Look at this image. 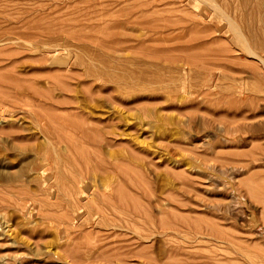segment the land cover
<instances>
[{
  "label": "rangeland",
  "instance_id": "1",
  "mask_svg": "<svg viewBox=\"0 0 264 264\" xmlns=\"http://www.w3.org/2000/svg\"><path fill=\"white\" fill-rule=\"evenodd\" d=\"M192 3L0 0V264H264L262 65Z\"/></svg>",
  "mask_w": 264,
  "mask_h": 264
},
{
  "label": "bare ground",
  "instance_id": "2",
  "mask_svg": "<svg viewBox=\"0 0 264 264\" xmlns=\"http://www.w3.org/2000/svg\"><path fill=\"white\" fill-rule=\"evenodd\" d=\"M186 2H187V0H185ZM264 1V0H263ZM157 2H158V0H157ZM193 2H194V6L192 5V7L190 6L191 4H189V5H185V6H187V8H188V6L189 7H191V8H193V7H195L194 9L195 10H202V4L203 3H206V2H209V4H207V6H209V5H211V7L213 8V10H214V12H212V13H215V15H216V20L218 21V26H219V28L220 29H223V28H225L226 30H225V32L227 33L226 35H229V33H230V36H231V34H232V37H230L229 36V38H228V40L226 39V42L228 43V45H230L231 43L232 44H234V42L237 44L238 42L240 43V45L238 44V46L240 47L241 46V44H242V46H243V48L250 54V55H252L257 61H259V63L262 65V67H261V81L263 82V85H264V56L263 55H261V54H259L257 51H256V49H254L253 48V46L251 47L247 42V40H246V38H245V35L242 33V31H240L239 29L240 28H238L239 27V25L238 24H236L237 22L234 20V18L230 15V13H227L226 12V10L225 9H223V8H221L219 5H218V3H215V1L214 0H193ZM180 3V2H179ZM184 3V2H183ZM181 4V3H180ZM185 4H187V3H185ZM262 4H263V2H262ZM182 6H183V4H182ZM184 6V7H185ZM131 7V6H130ZM210 7V6H209ZM263 7H264V5H263ZM154 8V7H153ZM186 8V7H185ZM204 8V7H203ZM193 9V10H194ZM206 8H204V10H205ZM144 10V9H143ZM206 10H208V9H206ZM205 10V11H206ZM151 11V10H150ZM205 11H204V13H205ZM181 12V11H180ZM184 12V11H183ZM201 12H203V11H201ZM208 12V11H207ZM132 14V13H131ZM208 14V13H207ZM198 15H200V14H198ZM202 15H204V14H202ZM206 15V14H205ZM209 15V14H208ZM213 15V14H212ZM212 15H210V16H212ZM262 16V15H261ZM260 16V17H261ZM132 17V16H131ZM147 17V16H146ZM200 17V16H199ZM128 18V17H127ZM202 18V17H201ZM205 18V17H204ZM209 18V17H208ZM213 18H215L214 17V15H213ZM218 18V19H217ZM150 19V18H149ZM213 20V19H212ZM157 21V20H156ZM202 21V20H201ZM204 21H205V19H204ZM203 21V22H204ZM210 21V20H209ZM263 21V20H262ZM134 22V21H133ZM131 23V22H130ZM149 23V22H148ZM204 23H206V21L204 22ZM213 23V22H212ZM215 23V22H214ZM142 25V24H141ZM238 25V26H237ZM204 26V25H203ZM151 27V26H150ZM153 27V26H152ZM201 27H202V25H201ZM213 27V26H212ZM199 28V27H198ZM198 28H197V30H198ZM207 28V27H206ZM200 29V28H199ZM215 29V28H214ZM194 30V29H193ZM202 30V29H201ZM201 30H199V31H201ZM205 30V29H204ZM210 30H212V29H210ZM209 31V30H208ZM216 31H217V29H216ZM198 32V31H197ZM210 32V31H209ZM219 32V31H218ZM225 32H223V33H225ZM202 33V32H201ZM205 33V32H204ZM220 34V33H219ZM205 35H206V33H205ZM204 36V35H203ZM212 37V36H211ZM221 37V36H220ZM223 37V36H222ZM209 38V37H208ZM207 38V39H208ZM218 38V37H217ZM210 39H212V38H210ZM189 40V39H188ZM203 40V39H202ZM218 41V40H217ZM178 42V41H177ZM205 42H206V37H205ZM226 42H223V43H226ZM207 43V42H206ZM215 43H217V42H215ZM222 43V42H221ZM31 45V44H30ZM48 46H53V45H51V44H47ZM57 45V44H56ZM197 45V44H196ZM218 45V44H217ZM219 45H220V42H219ZM218 45V46H219ZM46 46V45H45ZM48 46H46V47H48ZM58 46L59 45H57V47H55V48H58ZM202 46V45H201ZM225 46H227L226 44H225ZM224 46V47H225ZM49 47V48H50ZM67 47V46H66ZM134 47V46H133ZM199 47V46H198ZM215 47H217V46H215ZM221 48H223V49H225L223 46H220ZM229 47V46H228ZM53 48V47H52ZM60 48V47H59ZM59 48H58V50H59ZM68 48V47H67ZM67 48H60V49H64L63 51H65ZM130 48V47H129ZM232 48V47H231ZM132 49H134V48H132ZM142 49V48H141ZM146 49V48H145ZM194 49V48H193ZM196 50H197V48H195ZM216 49V48H215ZM227 49V48H226ZM225 49V51H228V49L226 50ZM139 50V49H138ZM190 50V49H189ZM217 50H219V49H216L215 50V52H218ZM232 50V49H231ZM68 51H70L69 50V48L67 49V52ZM191 51H192V49H191ZM195 51V50H194ZM211 51V50H210ZM220 51V50H219ZM223 51V53L225 52L224 50H222ZM150 52V51H149ZM176 52V51H175ZM185 52V51H184ZM205 52V51H204ZM206 52H207V50H206ZM221 52V51H220ZM228 54H229V52H227ZM226 53V54H227ZM69 54V53H68ZM184 54V53H183ZM192 54H193V51H192ZM220 53L218 52V55H219ZM167 55V54H166ZM223 55V54H222ZM67 56V55H66ZM215 56V55H214ZM217 56V55H216ZM219 56H221V55H219ZM224 56V55H223ZM210 57V56H209ZM212 57V56H211ZM229 57H230V55H229ZM220 69V68H219ZM220 75H221V73H219ZM259 79V80H260ZM260 81V82H261ZM217 82V81H216ZM215 82V83H216ZM214 83V84H215ZM233 86V85H232ZM210 87V86H209ZM233 87H235V86H233ZM212 88V87H211ZM209 89V88H208ZM212 90H213V88H212ZM210 91V90H209ZM214 91H216V90H214ZM246 91V90H245ZM244 91V92H245ZM212 92V91H211ZM192 93V92H191ZM208 93V92H207ZM190 94V93H189ZM217 94H218V92H217ZM229 94V93H228ZM236 94L238 95L237 97H236ZM212 95H215V94H212ZM231 95H233L232 97H236V98H234L235 99V102H236V99H239V98H241L242 97V95H243V91H241V90H239L238 89V87H236V88H234L233 90H232V94ZM230 96V95H229ZM9 97V96H8ZM198 96H196V98H197ZM200 97H201V95H200ZM224 97H225V95H224ZM227 97H228V95H227ZM244 97H246L247 98V95L246 96H243L241 99H244ZM251 99H253V98H251ZM232 100H233V98H232ZM231 100V101H232ZM248 100H249V98H248ZM246 101V100H245ZM77 117V116H76ZM231 117V116H230ZM234 117V116H233ZM245 117V116H244ZM229 118V117H228ZM235 118V117H234ZM245 119H246V117H245ZM83 121V120H82ZM246 122V121H245ZM84 123V122H83ZM249 123V122H248ZM257 128V127H256ZM229 130V132L231 133V135H232V133H234L235 135H239V137H242V134H241V132L239 131L240 130V128H239V126H231V127H229L228 128ZM227 132V131H226ZM250 132H252V130L250 131ZM229 134V133H228ZM207 138H209V137H207ZM226 160V159H225ZM231 160V159H230ZM229 160V161H230ZM255 161V160H254ZM241 163V162H240ZM81 171V170H80ZM239 173V172H238ZM111 175V174H110ZM95 178V177H94ZM94 182V181H93ZM259 183V182H258ZM103 184V183H102ZM94 185H96V183L94 184ZM88 186V185H87ZM87 186H86V188H84V186H81L82 188L79 190V197L80 198H85L86 196H88V189H87ZM96 186H98V185H96ZM95 186V187H96ZM103 186V185H102ZM118 186V185H117ZM97 188V187H96ZM111 189V188H110ZM103 190V189H102ZM101 190V191H102ZM112 190H105V191H103L101 194H100V196L101 197H103V199L106 197V199H107V196H110V197H115V193H113V191L111 192ZM96 192H97V189H94V192L93 193H89L90 195H92L91 196V198H92V200L91 201H93V200H95V195H96ZM116 192V191H115ZM78 195V194H77ZM100 196H98V197H100ZM78 197V196H77ZM110 197H108V198H110ZM73 198V197H72ZM78 199V198H77ZM76 199V200H77ZM89 199V198H88ZM82 200V199H81ZM113 200V199H112ZM177 200V199H176ZM95 203V202H94ZM133 203V202H132ZM92 205V204H91ZM205 205V204H204ZM191 208V207H190ZM135 209V208H134ZM193 211H194V209L193 208H191ZM196 209V208H195ZM76 219V218H75ZM201 221V220H200ZM171 222V225H172V221H170ZM156 223V222H155ZM163 223H164V220H163ZM166 223H167V221H166ZM165 223V225L166 226H168L169 224H166ZM205 223V222H204ZM162 223L160 222V226H162L161 225ZM188 224V223H187ZM173 225H176L175 223L173 224ZM207 225H209V224H207ZM164 226V225H163ZM206 227V226H205ZM157 228V227H156ZM210 228H213V227H211L210 226ZM209 228V229H210ZM215 228H217V227H215ZM157 230V229H156ZM211 230V229H210ZM221 230V229H220ZM158 232H159V229L157 230ZM167 231V230H166ZM166 231H165V233H166ZM156 232V231H155ZM157 232V233H158ZM160 232H162V231H160ZM173 232H174V229H173ZM193 232V231H192ZM221 232V231H220ZM164 233V234H165ZM175 233H176V231H175ZM223 233V232H222ZM226 234V233H225ZM202 235V234H201ZM203 235H205V234H203ZM202 235V236H203ZM208 235V234H207ZM223 235H224V233H223ZM198 236V235H197ZM201 236V237H202ZM227 236V235H226ZM209 237V236H208ZM229 237V236H228ZM231 237V236H230ZM196 238V237H195ZM204 238V237H203ZM207 238V237H206ZM218 240V239H217ZM192 242V241H191ZM192 248V247H191ZM182 256H184V255H182ZM247 256V255H246ZM185 257V256H184ZM254 257V256H253ZM183 260V259H182Z\"/></svg>",
  "mask_w": 264,
  "mask_h": 264
}]
</instances>
